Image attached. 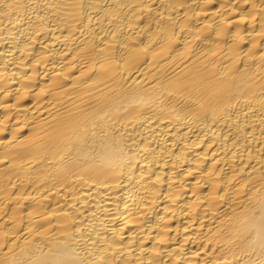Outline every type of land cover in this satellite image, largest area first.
Listing matches in <instances>:
<instances>
[{
  "label": "bare ground",
  "instance_id": "bare-ground-1",
  "mask_svg": "<svg viewBox=\"0 0 264 264\" xmlns=\"http://www.w3.org/2000/svg\"><path fill=\"white\" fill-rule=\"evenodd\" d=\"M0 264H264V0H0Z\"/></svg>",
  "mask_w": 264,
  "mask_h": 264
}]
</instances>
